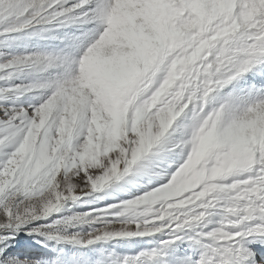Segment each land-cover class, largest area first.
Instances as JSON below:
<instances>
[{"label": "snow or ice", "instance_id": "obj_1", "mask_svg": "<svg viewBox=\"0 0 264 264\" xmlns=\"http://www.w3.org/2000/svg\"><path fill=\"white\" fill-rule=\"evenodd\" d=\"M0 264H264V0H0Z\"/></svg>", "mask_w": 264, "mask_h": 264}]
</instances>
